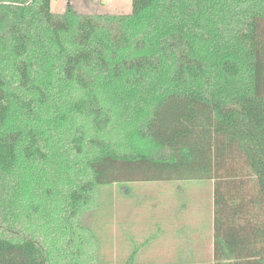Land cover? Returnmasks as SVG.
Here are the masks:
<instances>
[{
    "label": "trees",
    "instance_id": "16d2710c",
    "mask_svg": "<svg viewBox=\"0 0 264 264\" xmlns=\"http://www.w3.org/2000/svg\"><path fill=\"white\" fill-rule=\"evenodd\" d=\"M242 175L264 209V0H0V264H100L82 224L100 188L203 180L215 260L188 264H264V224L219 230Z\"/></svg>",
    "mask_w": 264,
    "mask_h": 264
},
{
    "label": "crops",
    "instance_id": "0c3cea01",
    "mask_svg": "<svg viewBox=\"0 0 264 264\" xmlns=\"http://www.w3.org/2000/svg\"><path fill=\"white\" fill-rule=\"evenodd\" d=\"M223 185L227 203L219 212L221 234L231 239L245 224H264V209L247 203L256 192L254 180L244 175ZM107 192L99 190L92 220L84 224L93 237L92 254L100 264L215 260L218 216L214 180L114 184V218L106 222L100 220L99 208L111 194ZM135 201L140 203L138 210L132 207ZM136 243L139 246L134 250Z\"/></svg>",
    "mask_w": 264,
    "mask_h": 264
},
{
    "label": "rangeland",
    "instance_id": "374dc122",
    "mask_svg": "<svg viewBox=\"0 0 264 264\" xmlns=\"http://www.w3.org/2000/svg\"><path fill=\"white\" fill-rule=\"evenodd\" d=\"M69 5H72V7L81 14L119 15L132 13V0H51V9L55 14H64L67 11ZM161 153L165 154L166 152L161 150ZM100 189L101 191L108 190L107 193H111L106 196L104 201H101V206L99 208L100 220L106 222L111 221L114 218L112 186L102 187ZM139 206L140 203L135 201L132 207L134 210H138ZM94 208L92 207L88 214L82 219L83 226L84 224L86 225V222L92 220V215L95 212ZM138 246L139 244H134V250H137L135 248ZM135 263L140 264L139 262Z\"/></svg>",
    "mask_w": 264,
    "mask_h": 264
}]
</instances>
